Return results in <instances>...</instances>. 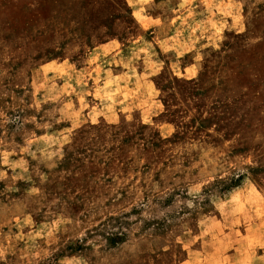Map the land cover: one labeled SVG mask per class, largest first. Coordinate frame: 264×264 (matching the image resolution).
I'll use <instances>...</instances> for the list:
<instances>
[{
	"label": "rangeland",
	"instance_id": "374dc122",
	"mask_svg": "<svg viewBox=\"0 0 264 264\" xmlns=\"http://www.w3.org/2000/svg\"><path fill=\"white\" fill-rule=\"evenodd\" d=\"M0 264H264V0H0Z\"/></svg>",
	"mask_w": 264,
	"mask_h": 264
}]
</instances>
